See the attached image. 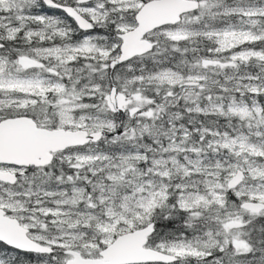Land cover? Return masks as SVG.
Segmentation results:
<instances>
[{
    "label": "snow or ice",
    "instance_id": "snow-or-ice-1",
    "mask_svg": "<svg viewBox=\"0 0 264 264\" xmlns=\"http://www.w3.org/2000/svg\"><path fill=\"white\" fill-rule=\"evenodd\" d=\"M0 264H264V0H0Z\"/></svg>",
    "mask_w": 264,
    "mask_h": 264
}]
</instances>
